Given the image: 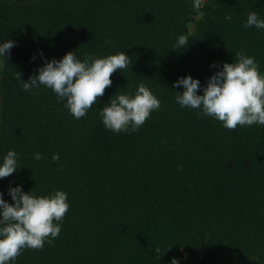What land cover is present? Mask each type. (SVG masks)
Instances as JSON below:
<instances>
[{
	"label": "trees",
	"instance_id": "trees-1",
	"mask_svg": "<svg viewBox=\"0 0 264 264\" xmlns=\"http://www.w3.org/2000/svg\"><path fill=\"white\" fill-rule=\"evenodd\" d=\"M188 2L190 0L49 2L46 5L52 12L51 33L32 40L30 46L24 44L22 51H15L16 46H20L16 42L10 49V55L5 58L3 121L11 131L6 135L7 143L2 138L0 145L14 148L20 154V167L15 174L21 175L18 180H24L26 175H39V185H27L26 192L36 188L38 194H46L59 188L68 193L70 204L61 221L57 241L40 249H23L14 264H93L88 258L92 248H98L96 244L100 245L98 249L107 252L108 259L117 246L123 245L126 264H148L150 260L152 264L170 263L171 258L176 257L174 243L168 244V253L163 251L157 257L154 252L161 238L176 231L171 226L169 212L175 214L178 209L170 211L166 196L169 181L161 176L176 174L167 169L172 167L169 162L173 164L169 159L180 161L184 167L193 164L195 169L191 175H198L194 187L197 194L190 199L182 192L185 203L179 209L192 207L203 216L214 213L222 222L217 227L203 220L199 223L201 230H208L221 245L220 253L206 254L203 264H216L220 259L221 264H264V168L256 169L259 161L264 160V128L258 125L250 130L260 152L246 159L244 169L252 171L249 174L253 179L243 185L221 165L230 158L234 169L239 167L241 146L238 147L237 140L239 131L246 132L244 126L224 128L221 121L213 117L188 112L175 100L176 92L183 91L182 86L173 87V81L185 74L204 84L223 62H232L240 49L254 56L260 71L264 72V30L244 27L247 15L242 14L243 6L240 7L238 0H226L217 7L204 4L192 17L186 10ZM257 2L258 11L264 9V0ZM9 17L3 23L6 26L4 40L15 37L14 26L6 24ZM27 18L19 17L20 23L24 24ZM187 30L190 36L187 45L176 50L175 40ZM50 34L52 37H47ZM106 38L111 44L104 43ZM72 49L81 59L86 53L107 55L125 49L133 61L129 68L111 74L112 84L105 88L87 115L79 119L51 89L41 86L25 90L17 76L18 72L20 78L27 81L35 67L43 63L38 50L47 58L59 59ZM33 55L37 58L32 59ZM213 62L214 68L210 67ZM140 82L159 97L160 108L152 111L138 131L106 129L100 115L103 104L115 92H134ZM174 131L185 140L191 139L187 142L189 145L181 141L174 147L173 151L178 153L176 160L163 145ZM34 132L38 136L33 135ZM34 151L41 152L42 158L34 159ZM53 153L59 154L58 160L52 159ZM162 156L166 160H162ZM212 162L217 167L215 174L207 167ZM70 171L78 177V186L70 187L73 191L68 189L72 181L67 183ZM156 175L163 179H156ZM206 177L221 184L219 189L211 190L210 199H221L218 196H225L223 189L228 186L239 197L236 206L219 204L212 209L209 200L202 201V197L207 198L202 192ZM83 190L90 198L88 203L82 198ZM1 191L11 203L7 190ZM58 251H63L62 257L57 255Z\"/></svg>",
	"mask_w": 264,
	"mask_h": 264
},
{
	"label": "clouds",
	"instance_id": "clouds-1",
	"mask_svg": "<svg viewBox=\"0 0 264 264\" xmlns=\"http://www.w3.org/2000/svg\"><path fill=\"white\" fill-rule=\"evenodd\" d=\"M205 0H193L196 10L203 8ZM264 30V17L253 8L247 14L244 27ZM190 36L182 32L174 42V48H184ZM105 44H111L106 38ZM12 39L0 40V58H7L14 46ZM43 61L35 71L22 80L17 76L20 86L25 90H36L41 86L51 89L58 100L77 119L87 115L88 110L104 94L105 88L112 84L111 74L123 68H129L133 62L125 49L117 53L96 55L86 53L79 58L74 50L67 51L62 57L47 58L38 50ZM33 55L32 59H36ZM210 67H216L215 62ZM182 86V92H176L175 100L182 108L198 109V114L213 117L222 122V126L235 129L237 125H264V72L259 63L243 49L235 53L232 62H223L201 84L198 78L185 74L173 81V87ZM161 100L144 82H140L132 93H114L100 110L101 121L106 129L113 132L138 131L158 110ZM19 153L10 148L0 158V178L7 177L19 169ZM34 159H41L42 153L33 152ZM53 160L59 159L53 153ZM11 203L0 192V264H14L25 248L40 249L45 242L51 244L61 233L65 213L70 204L68 193L55 189L46 194H37L22 190V185L9 186ZM164 250V249H163ZM163 250L154 252L159 256ZM170 264H180L178 257H172Z\"/></svg>",
	"mask_w": 264,
	"mask_h": 264
},
{
	"label": "rangeland",
	"instance_id": "rangeland-1",
	"mask_svg": "<svg viewBox=\"0 0 264 264\" xmlns=\"http://www.w3.org/2000/svg\"><path fill=\"white\" fill-rule=\"evenodd\" d=\"M53 1H57V0H0V40H4L2 39V36L6 29V26H4L3 23H4L5 18L9 16H10L9 21L5 23L10 26H14V29H15L14 41L20 44V46L18 45L16 46L15 51H18V50L22 51L24 44H27V46H30L29 43L32 40L39 38L41 35L45 36V34L51 33V27L49 25L52 22V12L49 9V5H46V4L49 2H53ZM224 1L226 0H205V4H209L212 7L214 6L217 7V5L221 4V2H224ZM257 1L258 0H238L237 3L240 5V7L243 6L242 14L247 15L249 11L253 10L254 8L261 17H264V9H261L258 11ZM185 6L186 8H188L186 9L188 13L190 12L188 15L191 17L195 14V12L197 13L198 11L193 7V0H190V2L186 3ZM19 11L21 12L20 15H19ZM19 17L21 19L28 17L27 18L28 20L25 21L24 24H22L19 21ZM33 25H37L40 27L38 29H33L35 28L33 27ZM191 28H193V26H191ZM47 37H52V34H50ZM43 39L44 37H42V40ZM5 68H6V60L5 58H0V141L5 139V143H7L6 140H9V139L6 135H8L11 130L8 129L7 124H5L3 121L4 113H5L3 110V89H4V85L6 81L4 78ZM184 109L192 113L199 112L198 109H189V108H184ZM258 125L259 127L262 126L264 128V125L254 123L252 125H244L246 132L239 131L238 133V137L240 136V138L237 140V145L238 147L241 146L239 167L237 169H234L230 161V158L222 161L221 166L231 171L229 176H231L234 180H240L241 181L240 183H243V185H247L251 181V179H253V177L249 174L252 171H250V169L247 168V172H246V170L244 169L246 162L249 159H251V154L257 155L260 152L259 148L255 146L256 143L252 141L253 133L250 131L253 127H257ZM221 126H222V122H221ZM32 134L38 136L36 132ZM161 139L164 140V138H161ZM181 141L183 142V144L186 143L185 145H189L187 144V142L189 143L191 139L187 138L185 140L181 136V134L174 131V132H171L167 138L168 145L166 142L163 143L164 146L168 147V149L171 150L170 151L171 156L175 160L178 157V153L177 151H173V150H174V147L178 143L181 144ZM46 142L48 143V141ZM9 149L10 148L2 147L0 145V158H2ZM170 152H168L167 154H169ZM162 157H161L162 160H166L164 159V156ZM247 158L248 160H246ZM180 159L184 161L187 160L186 158H180ZM169 160L172 161L173 164L168 161L172 167H167V169L173 170L174 173L176 174H166V175H161V176H164L163 178H166V179L168 178V181H169V184H168L169 193L166 196L168 200V205H170V211L178 209V211L175 212V214H180V216L179 215L174 216L175 214L173 212H169V214H171L169 216L170 217L169 219L172 221L171 226L173 229L175 228L176 231L173 232L171 236L169 235L164 236L165 239L161 238L160 242H158L157 247L161 248L162 250L164 249L163 251H166V253H168L169 252L168 250L170 248L168 247V244L174 243L177 248L176 251L175 250L173 251L175 252L174 256L180 259V264H203L206 261V259L204 258L206 254L211 253L213 255H216L220 253L221 245L218 243V239L216 236L212 237V233H210L208 230H201L199 223L203 220L204 222L210 223L214 227H217L222 222L220 218L214 213L203 216L201 214H198L197 210H195L194 208L192 209V207L189 210L179 209L181 208V205L185 203L184 198L182 197L183 196L182 192H185L190 199H193V196L197 194L196 193L197 188H194V187L195 185H197L196 177L198 175H191L193 174V171L195 169V167H193V164H190L188 167L186 166L184 167V165H182L180 161L179 163H177V161H173L171 159ZM259 162L260 164L259 166H257L256 169H259V171H261L264 168V160L261 159ZM213 163L214 162L207 164V167L210 173L215 174L217 172L215 168L217 167H215ZM195 166H197V164ZM239 169L241 170V173L239 172ZM187 170L190 172H188ZM16 173L17 171L15 173H12L11 175L9 174L7 177L0 178V189L1 190H7L10 185L15 186L16 184H20L22 185V190L26 192V190L28 189L26 188L27 185L29 186L39 185L37 184L39 181L38 180L39 175H36L35 177H33L34 175H26L27 177H24V180L20 181L18 180L17 177L19 176L21 177V175H15ZM70 174L71 175H68L70 176V179L67 183L71 181L72 183L68 185V189H70V187L72 186L73 187L78 186L76 184L77 183L76 178H78L77 175H73V171H70ZM71 177L73 178V180L71 179ZM155 178L160 179L162 177H160V175H156ZM211 178L212 177L210 178L206 177L202 185V192L207 194V198L206 196L202 197V201L209 200V203L211 204L212 209L217 207L219 204H222L223 207H231V205L235 207L237 202H239V197L237 196V193L231 190L228 186H226L223 189L225 191V196H218L221 199H218L216 197H213L210 199L211 190L213 188L219 189V186L221 185L220 183H216L215 181H212ZM4 185H8V186L3 187ZM1 190L0 192H2ZM32 191L38 194V190L36 188H32ZM72 191H69V193H72ZM177 192H180L181 194H177ZM82 194H83L82 198L84 199V203H88L90 198L87 197L86 192L84 190ZM191 216L196 217L195 219L196 222L195 220H192ZM84 219H85V216L80 220L81 224L84 222ZM206 231L209 232L210 234H209V238H208V241L205 247L206 252L204 254H201L200 244L204 239V235ZM56 238L53 239L52 243H55L57 241ZM45 244L49 245V243L47 242H45ZM96 247L100 248V245L96 244ZM98 248H95V246L92 248V251L88 258L91 263L93 264H126L127 263L125 261V258L127 257L126 251L123 245L120 247L117 246L118 251L115 250L109 259L107 257V252L102 251L103 249L101 250ZM133 249L134 248L130 250H133ZM126 250H127V246H126ZM62 252L63 251H58L56 253L57 255L62 257L63 256ZM155 255L157 256L156 253ZM220 260L216 264H221ZM152 263L153 261L150 260L148 264H152Z\"/></svg>",
	"mask_w": 264,
	"mask_h": 264
},
{
	"label": "water",
	"instance_id": "water-1",
	"mask_svg": "<svg viewBox=\"0 0 264 264\" xmlns=\"http://www.w3.org/2000/svg\"><path fill=\"white\" fill-rule=\"evenodd\" d=\"M209 232H205V235H204V239H203V241L201 242V244H200V252H201V254H204L205 252H206V243H207V241H208V238H209Z\"/></svg>",
	"mask_w": 264,
	"mask_h": 264
}]
</instances>
